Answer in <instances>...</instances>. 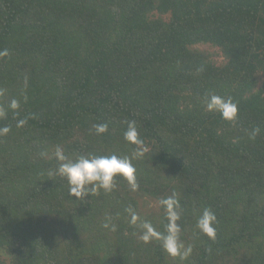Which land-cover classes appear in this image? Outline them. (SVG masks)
Returning <instances> with one entry per match:
<instances>
[{
    "label": "trees",
    "instance_id": "16d2710c",
    "mask_svg": "<svg viewBox=\"0 0 264 264\" xmlns=\"http://www.w3.org/2000/svg\"><path fill=\"white\" fill-rule=\"evenodd\" d=\"M5 49L0 264H264V0H0ZM209 93L238 105L234 122L207 111ZM127 121L147 149L132 159L139 188L117 177L69 196L56 149L132 158ZM173 192L184 260L126 211L164 233ZM204 208L215 240L196 227Z\"/></svg>",
    "mask_w": 264,
    "mask_h": 264
},
{
    "label": "clouds",
    "instance_id": "9594fccd",
    "mask_svg": "<svg viewBox=\"0 0 264 264\" xmlns=\"http://www.w3.org/2000/svg\"><path fill=\"white\" fill-rule=\"evenodd\" d=\"M8 55V50L0 51V57ZM2 94V93H0ZM204 104L209 112H217L221 118L228 122H234L238 116V105L231 98H225L215 93H209L204 98ZM13 110L18 109L19 102L13 99L9 105ZM6 116V111L0 109V119ZM25 120H19L17 127H22ZM127 128L123 133L124 139L135 145L134 155L132 158L119 157L115 154L102 156H81L75 160H70L65 156L61 148H57L55 158L58 162L56 173L66 179L69 185V196L75 197L76 200L90 199L93 193L99 190L111 192L115 187L117 177H123L127 180L133 191L139 188L136 177V168L132 159L143 158L147 153L144 141L140 137L135 121H127ZM95 131L97 135L107 132L106 123L96 124ZM11 131L10 127H0V136L7 135ZM258 132L254 130L253 135ZM41 157H46V152L40 153ZM51 174V173H50ZM161 206L166 212L167 226L164 233L158 232L148 221H140L139 215L132 209H126L130 214V223L136 225L139 221V227L142 230L141 239L148 243L153 239L161 241L163 249L172 257H179L181 260L187 259L192 253L191 245L185 246L180 238V225L177 221L180 219V201L175 192L167 198L160 200ZM216 214L210 208H204L196 221V227L200 233L206 235L209 239H216ZM105 228L111 227L115 231V225L105 223Z\"/></svg>",
    "mask_w": 264,
    "mask_h": 264
},
{
    "label": "rangeland",
    "instance_id": "374dc122",
    "mask_svg": "<svg viewBox=\"0 0 264 264\" xmlns=\"http://www.w3.org/2000/svg\"><path fill=\"white\" fill-rule=\"evenodd\" d=\"M202 47H206L207 45H201Z\"/></svg>",
    "mask_w": 264,
    "mask_h": 264
}]
</instances>
